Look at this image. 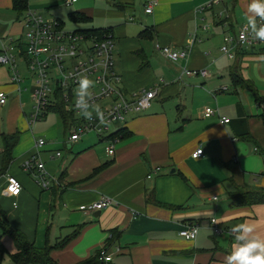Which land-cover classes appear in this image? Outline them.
Here are the masks:
<instances>
[{"label":"crops","instance_id":"1","mask_svg":"<svg viewBox=\"0 0 264 264\" xmlns=\"http://www.w3.org/2000/svg\"><path fill=\"white\" fill-rule=\"evenodd\" d=\"M110 1L27 0L25 10L43 17L44 11L49 12L48 18L64 27L58 6H72L65 17L85 24L75 30L109 28L120 87L129 93L156 85V95L147 108L113 128L121 127L124 136H114L113 153L107 155L105 143L92 135L65 145V123L54 108L48 112L55 117L48 118L46 129L34 133L28 122L31 105L29 114L25 109L32 78L20 65L26 85L21 83L17 91L8 69L0 65V91L5 94L0 104L2 150L5 137H15L7 162L0 153V191L8 177L21 185L16 206L3 195L0 210L9 227L22 232L35 247L68 237L63 246L49 252L57 264H224L233 243L225 229L257 224L264 209L263 203L228 205L229 192L257 188L253 183L264 186V148L253 140L250 129L255 118L261 122L258 115L264 110V90L256 88L264 89V55L256 47L235 55L233 49L231 58L219 50L222 36L233 35L247 22L250 0H223L208 7L204 6L211 0H153L151 13L143 12L146 0ZM24 11L18 14L10 0H0V42L21 34ZM71 13L84 19L73 20ZM92 20L98 25H91ZM154 42L186 48L188 57L172 63L156 52ZM233 63L239 64V75L254 85L258 102L249 90L231 81L228 69ZM181 67H205L208 76H179ZM205 107L217 114L204 116ZM219 117L228 121L222 123ZM36 134L45 138L39 156L47 174L46 188L21 168L33 151ZM198 145L203 154L192 158L190 152ZM58 150L60 157L52 158ZM227 165L232 172H225ZM154 167L158 170L145 178ZM99 196L114 202L97 213L77 209ZM210 218L221 233L213 232ZM188 222L198 226L192 240L177 234ZM0 245L6 251L0 252V264H9L8 254L15 249L1 229ZM101 248L111 255L109 261L97 258Z\"/></svg>","mask_w":264,"mask_h":264},{"label":"built area","instance_id":"2","mask_svg":"<svg viewBox=\"0 0 264 264\" xmlns=\"http://www.w3.org/2000/svg\"><path fill=\"white\" fill-rule=\"evenodd\" d=\"M74 0H63L65 4H71ZM223 0H211L204 7ZM153 0H146L143 4V12L151 13ZM21 34L17 37H9L0 42V65L9 71V80L14 83L17 91L19 85L24 82L19 66L28 72L32 78L31 88V113L29 126L33 122L43 118L52 110L57 102L60 103L68 117L65 119L66 134L63 143L69 145L77 142L85 135H92L97 140L105 143V153H113V138L111 134L116 125H121L132 114L147 108L157 92L156 85L148 89H140L126 93L120 87V76L114 66V40L110 34L87 35L78 30H65L55 19H46L33 11L25 10L21 19ZM247 22L241 23L233 35H223L219 50L227 57L233 56L232 50L264 45V41L254 40L247 36L241 40ZM154 49L166 60L176 63L185 61L188 57L186 48H176L168 44L154 42ZM197 76L205 78L208 70L202 68L181 67L179 76ZM81 76H86L94 82L89 88L92 93L90 103L98 104L105 116V123H100L95 111L92 119H86L81 110L76 107V89ZM0 104L5 102V94L0 91ZM91 110V109H89ZM217 114L211 107H205L204 116ZM224 123L228 119L219 117ZM39 138L33 143V151L22 161L21 168L27 174H31L36 183L42 188L48 186L47 174L44 171L43 161L39 156V148L44 144ZM2 148L0 145V153ZM202 148L198 145L191 152L192 158L202 156ZM60 151H55L53 157H60ZM158 167L145 175L149 179ZM21 191L20 183L8 177L3 189L0 191V199L3 195L11 197V206H16L15 197ZM113 200L99 196L97 199L77 206L82 211H98L113 204ZM209 224L215 234L223 230L217 225L214 218H210ZM225 229L230 234V229ZM198 226L194 223H185L177 234L185 239L195 238ZM110 236V234H109ZM97 258L103 262L111 259V255L105 249L97 251Z\"/></svg>","mask_w":264,"mask_h":264},{"label":"trees","instance_id":"3","mask_svg":"<svg viewBox=\"0 0 264 264\" xmlns=\"http://www.w3.org/2000/svg\"><path fill=\"white\" fill-rule=\"evenodd\" d=\"M11 8L18 14L22 13L27 7V0H10ZM69 17L73 20H82L84 16L76 15L75 13H71ZM59 25L61 23L59 22ZM83 32L87 35H97L101 36L102 34H110L113 38V35L109 28H84L78 30ZM255 47H249L248 50H252ZM246 48H238L235 50V53H239L240 51H244ZM256 51L262 53L264 55V45L256 46ZM241 53V52H240ZM239 53V54H240ZM238 63H233L228 69V75L231 78L233 84L238 85L240 87L246 88L249 90L253 96L254 101L258 102L259 97L256 95L254 85L251 81L247 79H243L238 73ZM54 111H56L59 116L61 117L63 123H65V119L68 117L67 113L63 110L62 106L59 102L53 107ZM259 118L261 123L264 127V110L259 113ZM121 134L124 136L123 129L120 127L115 130L111 136H115ZM6 140V147L3 148L2 152L6 157L7 162L9 159V149L12 146L13 140H15L14 136L5 137ZM1 152V153H2ZM264 153V150H262ZM181 178L186 181L185 177L181 175ZM230 207H235L239 205H250V204H257V203H264V189L263 188H251V189H235L228 194ZM148 201V199H147ZM0 229L2 230L3 234L7 235L14 246V252L8 254L9 257V264H57L50 256L49 252L52 248L61 247L65 244L68 237L59 243L48 244L45 243L42 247L38 248L35 247L31 242H29L24 234L18 230H12L8 222L0 210Z\"/></svg>","mask_w":264,"mask_h":264},{"label":"clouds","instance_id":"4","mask_svg":"<svg viewBox=\"0 0 264 264\" xmlns=\"http://www.w3.org/2000/svg\"><path fill=\"white\" fill-rule=\"evenodd\" d=\"M247 12L250 15H246L247 23L241 34V40L251 36L254 40L264 41V0H250ZM93 84L94 82L86 76L79 78L76 107L88 120L92 119V112L95 111L100 123L103 124L105 116L100 106L90 103L92 93L89 92V88ZM257 227L256 223L245 222L230 229L234 239L229 254L224 258V264H264V238L256 232Z\"/></svg>","mask_w":264,"mask_h":264},{"label":"rangeland","instance_id":"5","mask_svg":"<svg viewBox=\"0 0 264 264\" xmlns=\"http://www.w3.org/2000/svg\"><path fill=\"white\" fill-rule=\"evenodd\" d=\"M106 1L107 2L108 1L111 2L110 0H102L103 4H106ZM58 5H59V3H58ZM58 7H62V10H60V13H61V17H62V22L64 24L63 29H65V30H75L76 28H80V27H83L85 25L84 23L78 24V23H75L73 21H69V19H67L65 17L66 12L71 10L72 6L59 5ZM99 14L100 13H98V15ZM42 15H44V18L47 17L46 19H50V18H48V17H50V13L49 12H45L44 11ZM91 25H98V22L92 20ZM114 56H115V54H114ZM19 69H20V72H21L22 75L26 74V72H24L22 70L21 66H19ZM26 82H28L30 84V80L28 78H26ZM22 83H24V82H22ZM22 86H23V84H22ZM256 88H257L258 91H263L264 90L263 87L258 86V85H256ZM25 103H26L25 109L29 110L28 111V114H29L31 101H30V99L28 97L26 98ZM261 104L264 105V98L261 100ZM262 109H263V107H262ZM52 116L55 117L54 115L48 113L46 118L43 117V118L33 122V124L30 126V128L33 130L34 133H41L47 127L48 118H50ZM250 129H251V132H252V129H253V136H252L253 140H255V142L260 146V148H264V128H263V126H262V124H261V122L259 121L258 118L257 119L255 118V121H253V124H251ZM39 138H41V139H43L45 141V138H44L43 135H41V134L37 135L36 134L35 140H37ZM230 164H233V162H231ZM227 170H230L232 172L233 171V167L230 166V165H227L225 167V172H227ZM231 172H230L229 177H230V179H233V176H232ZM183 182L188 184V186H190L191 189L195 188V186H193V184L187 178H186V181L183 180ZM253 187L263 188L264 189V186H256L255 183H253ZM257 206H259V205H257ZM258 217H259L260 221L257 223L258 227L256 228V232L262 238H264V209H262V208L260 209ZM4 251H5L4 247L0 245V252L1 253H5L6 251L5 252Z\"/></svg>","mask_w":264,"mask_h":264},{"label":"water","instance_id":"6","mask_svg":"<svg viewBox=\"0 0 264 264\" xmlns=\"http://www.w3.org/2000/svg\"><path fill=\"white\" fill-rule=\"evenodd\" d=\"M170 171H173V170H170ZM95 213H97V211Z\"/></svg>","mask_w":264,"mask_h":264}]
</instances>
